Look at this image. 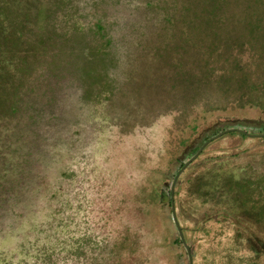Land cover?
<instances>
[{"label": "rangeland", "instance_id": "rangeland-1", "mask_svg": "<svg viewBox=\"0 0 264 264\" xmlns=\"http://www.w3.org/2000/svg\"><path fill=\"white\" fill-rule=\"evenodd\" d=\"M263 129L264 0H0V264H189L194 156L193 264H264Z\"/></svg>", "mask_w": 264, "mask_h": 264}, {"label": "trees", "instance_id": "trees-1", "mask_svg": "<svg viewBox=\"0 0 264 264\" xmlns=\"http://www.w3.org/2000/svg\"><path fill=\"white\" fill-rule=\"evenodd\" d=\"M246 124L248 125L249 123H246ZM216 126L217 125L209 128L206 133L209 135V133L214 130H215V134L218 133L220 130H218ZM262 132H264V129L262 130ZM238 133L241 134L242 136H245V134L241 132H238ZM210 137H208V139ZM188 149L191 150V147L190 146L187 147L186 150ZM176 162L177 163L179 162L180 168L183 167V164L182 162H180V159L176 160ZM28 174H26L24 170L23 171L19 170L18 173L16 174V177L13 176L11 178H7L8 176L7 174L0 175V233L7 231V229H10L9 227H12L11 218H9V215L11 212L10 209L13 210L15 209V207H18L17 209H19V208H23L26 205L25 200L27 197V193H26L27 191L23 189L21 185H28L30 183V181L28 180L29 179ZM171 179H173V177ZM159 197L161 196L159 195ZM35 244H34V248H38L35 251L43 252L41 254L42 256H38L39 260H37L35 263L55 264V260H53L54 254L52 253V252H55L54 250L55 242L52 241L51 244L49 243V244H46L45 246H42L43 245L42 244L41 246H37V247H35ZM20 246L23 249L25 248V244H21Z\"/></svg>", "mask_w": 264, "mask_h": 264}, {"label": "water", "instance_id": "water-1", "mask_svg": "<svg viewBox=\"0 0 264 264\" xmlns=\"http://www.w3.org/2000/svg\"><path fill=\"white\" fill-rule=\"evenodd\" d=\"M232 131H235V130H233V129H229V130H225V131H222V132H220L218 135H216V136H214L213 138H211L210 140H208L207 142H205L204 144H203V146H202V148H201V150L205 147V145L209 142V141H211V140H213V139H215V138H217V137H220L221 135H223L224 133H228V132H232ZM196 158V156H194L193 158H191L186 164H184V166L182 167V169L178 172V175L181 173V171L191 162V161H193V159H195ZM177 175V176H178ZM177 176L174 178V180H173V182H172V185H171V188H170V198H171V211H172V218H173V221H174V223H175V225H176V229H177V232H178V234H179V237H180V241H181V243H182V245L184 246V248H185V250H186V253H187V256H188V259H189V264H192V259H191V254H190V248H189V246H187V244L185 243V241H184V237H183V235H182V231H181V228H180V226H179V224H178V222H177V220H176V216H175V212H174V201H173V193H174V185H175V183H176V181H177Z\"/></svg>", "mask_w": 264, "mask_h": 264}, {"label": "flooded vegetation", "instance_id": "flooded-vegetation-1", "mask_svg": "<svg viewBox=\"0 0 264 264\" xmlns=\"http://www.w3.org/2000/svg\"><path fill=\"white\" fill-rule=\"evenodd\" d=\"M183 166H184V165H183ZM186 167H187V166H186ZM181 169H182V168H181ZM181 169H180V170H181ZM180 170H179V171H180ZM182 171H183V170H182ZM182 171H181V173H182ZM181 173H180V174H181ZM180 174L178 175V173H177L178 176L176 175V176H177V181H176L174 187L176 186V184H177V182H178V178H179ZM176 176H175V177H176ZM175 177H174V178H175ZM173 180H174V179H173ZM172 182H173V181H172ZM171 185H172V184H171ZM170 199H171V198H170ZM182 235H183V234H182ZM261 251L264 252V250H262V249H261ZM190 254H191V259H192V264H193V257H192L191 250H190ZM188 261H189V259H188Z\"/></svg>", "mask_w": 264, "mask_h": 264}]
</instances>
